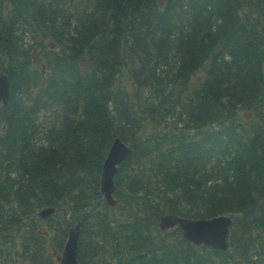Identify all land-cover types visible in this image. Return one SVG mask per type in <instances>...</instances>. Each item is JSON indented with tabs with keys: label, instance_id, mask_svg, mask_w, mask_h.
Instances as JSON below:
<instances>
[{
	"label": "trees",
	"instance_id": "1",
	"mask_svg": "<svg viewBox=\"0 0 264 264\" xmlns=\"http://www.w3.org/2000/svg\"><path fill=\"white\" fill-rule=\"evenodd\" d=\"M263 65L264 0H0V264H55L76 220L77 264H264ZM165 212L229 214L230 250Z\"/></svg>",
	"mask_w": 264,
	"mask_h": 264
},
{
	"label": "water",
	"instance_id": "2",
	"mask_svg": "<svg viewBox=\"0 0 264 264\" xmlns=\"http://www.w3.org/2000/svg\"><path fill=\"white\" fill-rule=\"evenodd\" d=\"M8 97V82L4 75H0V100L5 103ZM118 139H115L110 147L108 155L103 164L101 190L108 203L113 204L111 197L113 190V174L116 171V163L120 162L129 152ZM51 208L40 211L41 216L51 213ZM178 224L182 229L183 237L195 242H204L216 249H225L226 232L230 224V218L226 215H218L207 219H189L174 214L163 215L160 218L159 226L166 228ZM78 234V225L69 229L68 238L65 242L60 264H75V249Z\"/></svg>",
	"mask_w": 264,
	"mask_h": 264
},
{
	"label": "bare ground",
	"instance_id": "3",
	"mask_svg": "<svg viewBox=\"0 0 264 264\" xmlns=\"http://www.w3.org/2000/svg\"><path fill=\"white\" fill-rule=\"evenodd\" d=\"M223 215H227V214H223Z\"/></svg>",
	"mask_w": 264,
	"mask_h": 264
}]
</instances>
